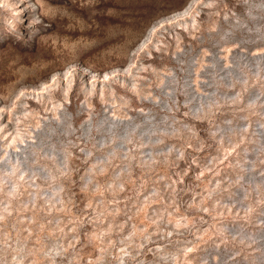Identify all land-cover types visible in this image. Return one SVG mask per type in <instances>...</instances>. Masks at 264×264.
<instances>
[{
  "label": "rangeland",
  "instance_id": "rangeland-1",
  "mask_svg": "<svg viewBox=\"0 0 264 264\" xmlns=\"http://www.w3.org/2000/svg\"><path fill=\"white\" fill-rule=\"evenodd\" d=\"M0 264H264V0H0Z\"/></svg>",
  "mask_w": 264,
  "mask_h": 264
}]
</instances>
